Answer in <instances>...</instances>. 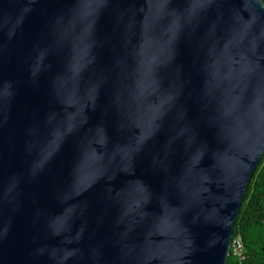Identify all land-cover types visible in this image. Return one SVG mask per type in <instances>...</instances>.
<instances>
[{
    "label": "water",
    "instance_id": "water-1",
    "mask_svg": "<svg viewBox=\"0 0 264 264\" xmlns=\"http://www.w3.org/2000/svg\"><path fill=\"white\" fill-rule=\"evenodd\" d=\"M263 155V0H0V264H226Z\"/></svg>",
    "mask_w": 264,
    "mask_h": 264
},
{
    "label": "trees",
    "instance_id": "trees-1",
    "mask_svg": "<svg viewBox=\"0 0 264 264\" xmlns=\"http://www.w3.org/2000/svg\"><path fill=\"white\" fill-rule=\"evenodd\" d=\"M233 236H240L245 259L238 261L229 254L226 264H264V155L251 175Z\"/></svg>",
    "mask_w": 264,
    "mask_h": 264
},
{
    "label": "built area",
    "instance_id": "built-area-1",
    "mask_svg": "<svg viewBox=\"0 0 264 264\" xmlns=\"http://www.w3.org/2000/svg\"><path fill=\"white\" fill-rule=\"evenodd\" d=\"M229 254L238 261H243L245 259L244 246L240 236L232 237Z\"/></svg>",
    "mask_w": 264,
    "mask_h": 264
}]
</instances>
